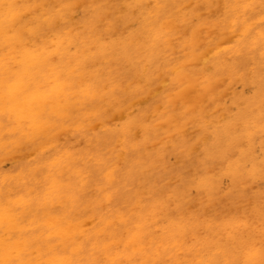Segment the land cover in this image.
Returning <instances> with one entry per match:
<instances>
[{"label": "rangeland", "instance_id": "rangeland-1", "mask_svg": "<svg viewBox=\"0 0 264 264\" xmlns=\"http://www.w3.org/2000/svg\"><path fill=\"white\" fill-rule=\"evenodd\" d=\"M19 1L20 6L32 3L26 6L29 21L23 24L21 20H11L13 25L17 24L22 31L34 28L37 34L50 26L49 18L53 13L49 16L50 11L45 13L41 7H36V0ZM51 1L55 6L51 10L61 11L62 19L74 16L83 34L90 32L95 40L104 42L109 64L96 86L113 80L115 85L105 87L106 99L102 103L106 105L95 113L97 118L91 120V125L71 128L68 132L63 129L66 118L61 114L56 124L49 120L42 127L39 117L45 115L39 104V119L34 122L33 131L43 137L46 132H59L51 140L55 141V146L50 149L34 144L11 147L0 156L3 161L0 180L2 175H7L8 183L12 184L21 175L31 184L38 179L34 168L51 155L60 151L59 154H73L76 158L82 156L87 164L88 187L77 189L79 202L84 208L90 201V208L100 213L102 209L94 202L98 195L94 185L104 184L106 167L118 166L116 181L109 189L115 198L110 209L140 201L145 212L158 214L155 229L159 239L165 233L167 222H172L184 239L183 244L174 247L157 246L152 254L160 256L164 264L173 263L175 258L181 264H196L199 257L211 264H264V46L261 45L264 19L250 22L251 35L241 42L240 48L223 53L221 59L225 61L222 60L218 75L213 67L203 72V65L192 66V71L218 79L219 83L209 96L211 102L205 116L201 115L203 119L190 122L183 135L174 129L168 131L165 121H156L162 120L172 109L169 94L177 85L171 79L170 65L183 57L188 63H194L193 53L200 48V40L195 39L185 51H178L181 48L174 38L176 28L170 31L166 28L168 36H172L170 57L161 56L164 48L160 49L163 53L159 50L154 54L145 47L144 38L135 46L137 51L129 47L130 50L123 52L120 42L124 38L145 36L138 18L143 17V9L138 15L134 13L139 8L133 6L134 0H112L109 12L103 8L108 0ZM7 3L8 0H0V5ZM197 6L201 14L194 16L191 12ZM225 9V0H199V4H191L182 15L193 16L188 21L191 26L203 23L207 28H216L233 21L226 19ZM235 22L242 33L246 25L240 20ZM2 34L0 42L6 36ZM181 36L182 41L187 39V35ZM230 46L233 45L228 48ZM182 84L188 86L189 82ZM184 114L179 110L173 116L183 119L191 115ZM3 135L2 128L0 148L6 141ZM95 157L101 162L96 163ZM157 241L155 239L151 245ZM167 249H174L171 262Z\"/></svg>", "mask_w": 264, "mask_h": 264}, {"label": "bare ground", "instance_id": "bare-ground-1", "mask_svg": "<svg viewBox=\"0 0 264 264\" xmlns=\"http://www.w3.org/2000/svg\"><path fill=\"white\" fill-rule=\"evenodd\" d=\"M78 1L83 2L75 0ZM111 1L108 0L103 7L108 12L112 7ZM225 1L224 13L226 19L233 20L232 23L207 28L203 23L191 26L188 21L193 16L182 15L191 4H199V0H134L133 6L139 7L134 13L138 15V11L143 9V17L138 18L145 29V36L124 38L120 42L123 52L130 50L129 47L137 51L135 46L144 38L145 47L154 54L164 48L165 53L161 56L170 57L168 50H171L172 36H168L166 28L169 31L176 28L174 38L181 48L178 51L183 52L191 41L200 40V48L193 53L194 63H188V59L183 57L169 67L171 79L177 85L169 94L172 109L162 120L156 121H165L168 131L174 129L185 135L190 122L201 121L209 96L219 83L218 79L192 71V66L203 65V72L213 67L218 75L223 67V53L227 49L240 48L251 30L250 22L264 19V0ZM19 3V0H8L7 4L0 5V34L6 35L0 42V131L3 128L2 138L6 140L0 148V156L11 147L21 148L24 144L42 146L43 149L54 147L55 141L51 140L60 133L50 131L44 137L37 136L33 124L39 118L42 127L49 120L56 124L62 117L66 118L65 132L91 125V120L97 118L95 113L106 105L102 103L106 99L105 87L115 85L113 80L101 87L96 86L108 68L107 46L103 41L95 40L92 33L83 34L74 16L62 19L61 11L51 10L55 8L54 1L36 0V7H41L45 13L50 11L49 16L53 13L49 18L50 26L41 34L30 27L31 30L26 28L22 31L10 21L28 22L26 6L32 3L22 6ZM191 14L199 16V6ZM237 20L246 25L242 33L237 29ZM181 35H187V39L182 41ZM228 44L233 46L228 48ZM182 82H189V85ZM39 104H42L40 111L45 117L37 115ZM179 110L191 115L183 119L174 118ZM59 152L34 168L38 175L34 183L29 184L25 177L18 175V180L10 184L7 175L1 176L0 264H164L160 256L152 254L157 246L162 244L170 248L183 244L184 239L172 222L165 224V233L159 239L155 229L158 214L156 211L145 212L140 201L110 209L115 198L109 189L116 181L118 166L106 167L103 170L104 184L94 185L98 191L95 206L102 211H93L90 201L83 208L77 189L88 187L86 161L82 156L76 158L73 154ZM94 161L101 162L99 157ZM2 162L0 158V164ZM144 236L147 237L143 239ZM155 239L158 241L152 246ZM173 250L167 249L170 262ZM199 258L196 264H211ZM174 260L171 264H181L177 258Z\"/></svg>", "mask_w": 264, "mask_h": 264}]
</instances>
